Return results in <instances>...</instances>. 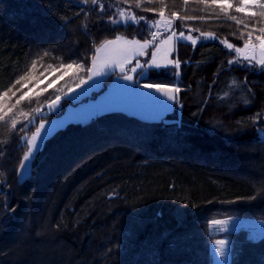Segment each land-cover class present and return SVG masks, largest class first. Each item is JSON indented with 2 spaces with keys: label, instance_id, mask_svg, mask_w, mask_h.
I'll return each mask as SVG.
<instances>
[{
  "label": "trees",
  "instance_id": "trees-1",
  "mask_svg": "<svg viewBox=\"0 0 264 264\" xmlns=\"http://www.w3.org/2000/svg\"><path fill=\"white\" fill-rule=\"evenodd\" d=\"M102 2L112 7L102 13L75 0H0V94L28 74L21 81L26 87L15 84L0 99V115L12 108L0 122V264H212L211 244L219 238L210 233L212 220L264 219V140L258 137L264 128V71L255 65L247 70L241 60L229 66L235 53L221 41L242 47L243 25L210 4L143 0L137 8L135 0ZM81 7L85 12L77 16ZM117 8L149 20L161 8L197 17L179 21V31L194 37L210 32L215 38L200 37L195 47L189 41L175 44L171 59L181 61L179 78L170 66L149 68L138 79L179 85L178 99L162 119L118 110L69 122L43 141L28 176L19 181L28 146L21 137H30L41 121L62 115L69 104L96 98L113 76L90 96L72 101L65 94L86 73L64 75V69L48 65L82 61L88 66L94 45L116 35L147 39L144 21L129 27L109 22ZM228 15L250 23L235 7ZM60 16L68 17L67 24ZM245 77L246 86L226 87L233 78L243 82ZM29 89L31 102L26 98L16 105ZM224 91L229 97L219 99ZM56 96L61 97L59 110L46 113ZM35 108L40 111L30 112ZM12 119L17 129L27 124L26 131L11 129ZM229 237V264H264V236L253 240L239 228Z\"/></svg>",
  "mask_w": 264,
  "mask_h": 264
},
{
  "label": "snow or ice",
  "instance_id": "snow-or-ice-1",
  "mask_svg": "<svg viewBox=\"0 0 264 264\" xmlns=\"http://www.w3.org/2000/svg\"><path fill=\"white\" fill-rule=\"evenodd\" d=\"M77 5H92L94 6L93 10L98 8V10L102 13L107 12L108 8H111L112 5H108V8H106L105 4L102 2V0H75ZM125 3H132V0H124ZM148 2H151V0H148ZM185 4H187V0H184ZM201 3L204 4H210L211 6H214L219 9L221 13H223L225 16L228 17L231 21L235 22L238 26L243 25V29L240 32V39L244 41L242 47H237L236 45L228 42L227 39L221 41L225 45V47L233 51L235 53V57L228 61L229 66L231 65H240V60L247 61V64L242 65L247 70H253L250 66H259V71H264V0H239V3L234 5L233 0H200ZM143 0H135V4L137 8H140L142 6ZM161 3H163V0H161ZM235 7V11L237 13H244L249 22H245L244 19L238 18L237 16H230L228 15V10ZM252 9H256L253 11ZM144 11H156V9L152 8H145ZM49 14L55 16L56 13L52 12L51 9H48ZM80 12H85V9L83 7L80 8V11L76 13L77 16L80 15ZM87 15V13H85ZM116 17H119L117 19ZM197 17H179L176 12H172L171 18H166L163 8L159 10V19L155 20H149L145 16H137L134 12H132L130 9L125 8H117L116 12L113 13L108 17V20L113 25H123L125 27H129L132 24H140L141 21H144L146 28L149 31L150 39H144L143 41L132 38L128 39L127 37L123 35H116L113 39H104L99 43V45H94L95 48V54L91 58L90 65L86 66L82 61H72L70 63H59L55 68H53V65L49 64L48 68H52L54 71H58L60 69H64V75H67L68 72H73L76 74H79L80 72L86 73V79L81 77L79 80L80 84H86L88 80H91L93 77L101 76V77H110L112 72L115 70V68H119L122 73H125L122 76V79L126 81H132L133 76L127 74V71H131L132 73H136L137 68H159L161 67L160 64L157 63V53L160 51L161 46L163 45H173L169 51L175 50V44L179 41H189L191 42V45L195 47L200 40V37H203L204 39H214L215 34L214 33H205L201 32L200 37H194L190 33L186 34L184 31L177 32L173 28L174 19H196ZM218 18V15H217ZM59 19L64 23L67 24L68 17L67 16H60ZM199 19H204V17H199ZM85 29H87V25H84ZM155 28L156 31H151V29ZM161 29L165 32H170V35H168L166 38L162 39L159 44H156L157 37L162 35ZM194 31H199L198 29H194ZM246 33V38H245ZM254 33L255 36H254ZM235 35V33H233ZM122 45L119 49L116 51L118 52L119 59L114 56H106L104 59H101L100 54L102 52H105L106 50L113 49L114 46ZM155 45L153 48V51L151 53V59L149 61H145V64H141L139 60H136V64L133 68L130 70H126L124 65L126 63H130L131 60L136 56H145L148 55L147 49ZM44 56L50 55L48 51H45ZM236 57L240 58L237 59ZM42 59V57H41ZM59 60H63L62 57H57ZM184 63H187L185 61ZM167 65H172L175 69V75L177 78L180 76V68H181V61L179 59H168L167 64L164 65L165 67ZM32 67H36V62L33 61ZM140 75H144V73H140ZM218 75V73L214 74ZM26 78H28V74L26 73L25 76H21L19 79L15 81V84H21V81H24ZM63 76L59 77V79H62ZM30 79V78H29ZM216 81L213 80V83ZM118 83V82H117ZM15 84L12 87H15ZM247 85V78L245 77V80L243 82L239 81L236 78H233L231 81L228 82L226 85L229 89H238L243 86ZM26 84H21V89L26 87ZM79 86V85H77ZM12 87L8 89V91L0 94V99H3V97L8 96V92L12 91ZM51 87V85H49ZM144 87L146 88H154L156 91L162 93L167 97L169 101L176 102L178 99V94L181 92L180 87L177 84L173 85H162V84H145ZM21 89H17V91H20ZM248 92H251V89H247ZM32 91V89H29V92H24L22 95L19 96V98L16 100L15 104L18 105L21 103V101H24L26 98L31 102L32 97L29 96V93ZM69 91H72V89H69ZM40 93H36L38 96ZM16 93L13 92V96H15ZM230 95L229 91H224L223 95L218 97L219 99H227ZM69 100L74 99V97H69ZM61 100L60 96H56L55 101L51 102L49 104V107H55V105ZM163 104V102H161ZM245 104L251 103L250 99L244 100ZM12 107H15L13 105ZM170 106L167 104H163V108L165 111L168 110ZM12 108H8L7 112H11ZM40 108L31 109L30 112H39ZM0 112H3V106L0 105ZM7 112H4L3 115H0V122L5 121V117L7 116ZM20 115L24 116L25 118H28L30 115V112L26 113L23 109L19 110ZM259 115V114H257ZM256 117H253V120H255ZM29 124L32 123V120L29 119ZM238 123H240L238 121ZM17 120L12 119L10 121V127L13 130H16L18 132H25L28 125H23L19 129L16 128ZM42 130L46 131L45 124L41 123L38 128H36V131L32 133L30 137H21V140L27 143L28 150L27 152L21 157V163L18 168V177L23 178L25 175L28 174L30 165L33 162V159L36 156V153L39 151L40 142L43 140V133ZM261 133V139L264 140V129L259 130ZM5 143H7L5 141ZM4 155V150L0 149V156ZM256 197H250V199H255ZM211 223L220 225L224 224L225 221L221 220H213ZM215 252L219 254L221 258H225L228 254L227 252V242L225 240H216L215 241Z\"/></svg>",
  "mask_w": 264,
  "mask_h": 264
},
{
  "label": "rangeland",
  "instance_id": "rangeland-1",
  "mask_svg": "<svg viewBox=\"0 0 264 264\" xmlns=\"http://www.w3.org/2000/svg\"><path fill=\"white\" fill-rule=\"evenodd\" d=\"M165 13L166 18H171L172 13ZM179 16V15H178ZM180 17V16H179ZM159 19V14L156 17ZM179 21L182 19H174L173 28L177 32H179ZM148 30V29H147ZM152 30V29H151ZM152 31H156L153 28ZM170 35V32H165L161 36L160 40L156 42L159 44L160 41ZM132 39V38H131ZM143 41L144 39L135 38ZM147 39H149V31L147 33ZM122 47V45L114 46L113 49L106 50L100 54L101 59H104L106 56H114L116 58H120L118 52L116 51ZM155 45L147 49L148 55L145 56H136L134 57L130 63H126L124 65L126 70H130L136 64V60H139L141 64H145V61H149L151 59V53ZM173 45H163L161 46L160 51L157 53V63L161 65L159 68H166L172 65H164L167 64V60L171 59V54L173 51H169ZM95 54V52H94ZM93 54V55H94ZM234 58V57H233ZM232 58V59H233ZM237 59H240L237 57ZM231 60V59H230ZM241 61L247 64V61L241 59ZM149 68H137L136 73H132L131 71H127V74L133 76L132 81H126L122 79V76L125 73H122L120 69L117 67L112 72L111 80L108 83L104 92L99 94L96 98H88L87 101L79 103L77 105H71L65 109L62 115L51 118L49 120H43L39 123L45 124L46 131L42 130L43 140L40 142V147L43 141L51 135L56 129L63 127L69 122H85L89 119L105 113L109 111H124L126 113L138 116L142 119H146L149 121H157L160 116H163L165 112L163 108V104L168 105L167 97L162 95V93L156 91L154 88H146L145 84L139 83L138 79L143 77L144 75H140L139 73H146ZM109 77H101L96 76L91 80H88L86 84H78L79 86H73L70 89L72 91H67L65 94L67 98L74 97L71 99L72 101L80 100L85 96H90L93 91L99 90L104 81H106ZM118 82V83H117ZM179 86V85H178ZM163 102V104L161 103ZM61 106V101H59L55 107H49L46 110V113H55L59 110ZM169 109V108H168ZM264 129V128H263ZM36 131V130H35ZM258 137L261 139V133L259 131ZM39 147V148H40ZM28 150V146L26 152ZM25 152V153H26ZM31 166V165H30ZM30 171V169H29ZM29 174V172H28ZM25 175L23 178L18 177L19 181H23L27 176ZM225 221L224 224L216 225L210 222V230L211 234L219 235V239L217 240H225L227 242V256L225 258H221L217 252H215V241L211 244V254H212V264H229V246H230V237L229 234L239 228H243L248 230L249 237L253 240L259 239L264 236V219L260 218H246L241 216H231L223 219H215ZM213 221V220H212ZM230 232V233H229ZM223 237H222V236ZM225 237V238H224ZM221 238V239H220Z\"/></svg>",
  "mask_w": 264,
  "mask_h": 264
},
{
  "label": "crops",
  "instance_id": "crops-1",
  "mask_svg": "<svg viewBox=\"0 0 264 264\" xmlns=\"http://www.w3.org/2000/svg\"><path fill=\"white\" fill-rule=\"evenodd\" d=\"M163 95V94H162ZM167 101H168V105L170 106L169 107V109L167 110V111H165L164 113H163V116L161 115L160 116V118L158 119V120H160V119H162L171 109H172V107L174 106V104H175V102H173V101H169L168 99H166Z\"/></svg>",
  "mask_w": 264,
  "mask_h": 264
},
{
  "label": "bare ground",
  "instance_id": "bare-ground-1",
  "mask_svg": "<svg viewBox=\"0 0 264 264\" xmlns=\"http://www.w3.org/2000/svg\"><path fill=\"white\" fill-rule=\"evenodd\" d=\"M236 58H237V57H236ZM60 94H61V93H60ZM53 99H54V98H53ZM62 101H63V99H62ZM107 205H108V204H107ZM108 207H110V206H108ZM108 207H107V208H108ZM105 208H106V207H105ZM110 211H111V208H110ZM226 217H227V216H226ZM241 217H242V216H241ZM220 218H222V217H220ZM250 218H251V217H250ZM213 219H215V218H213ZM262 220H263V219H262ZM210 232H211V230H210ZM214 233H215V232H214ZM214 233H213V234H214ZM229 233H230V232H229ZM221 236H222V235H221ZM215 237H216V236H215ZM222 237H223V236H222ZM224 238H225V237H224ZM218 239H219V238H218ZM220 239H221V238H220ZM130 262H132V261H130ZM123 264H124V263H123Z\"/></svg>",
  "mask_w": 264,
  "mask_h": 264
},
{
  "label": "built area",
  "instance_id": "built-area-1",
  "mask_svg": "<svg viewBox=\"0 0 264 264\" xmlns=\"http://www.w3.org/2000/svg\"><path fill=\"white\" fill-rule=\"evenodd\" d=\"M152 30H153V29H152ZM152 30H151V31H152ZM161 32H162V35H163V33H164L163 29H161ZM162 35H160V36L157 37L156 42H157L158 40H160V38H161ZM150 38H151V37L149 36V39H150Z\"/></svg>",
  "mask_w": 264,
  "mask_h": 264
}]
</instances>
